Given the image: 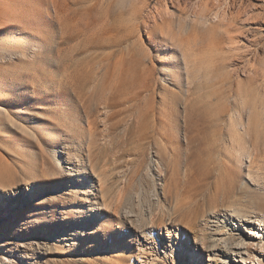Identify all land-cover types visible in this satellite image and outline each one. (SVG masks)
<instances>
[{"label": "rangeland", "instance_id": "1", "mask_svg": "<svg viewBox=\"0 0 264 264\" xmlns=\"http://www.w3.org/2000/svg\"><path fill=\"white\" fill-rule=\"evenodd\" d=\"M183 1L0 0V188L10 193L0 196V264H139V225L151 215L146 197L140 207L130 196L140 179L145 196L162 195V145L175 134L183 157L187 115L203 131L192 145L207 148L220 131L235 176L264 204V0L209 3L202 19L197 0L185 14ZM222 14L239 28L234 40ZM104 180L111 208H91L84 194ZM248 227L247 264H264Z\"/></svg>", "mask_w": 264, "mask_h": 264}, {"label": "bare ground", "instance_id": "2", "mask_svg": "<svg viewBox=\"0 0 264 264\" xmlns=\"http://www.w3.org/2000/svg\"><path fill=\"white\" fill-rule=\"evenodd\" d=\"M193 1L196 0H184L181 2L180 10L183 14L187 11L186 2ZM218 1L219 0H197L198 10L194 11V17H199L201 19L205 18L207 12L204 10H209V3L213 4ZM220 5L221 4H217V6ZM227 7H229V4ZM262 7H252L250 14L248 13L249 20H246L252 22L257 19L260 13L258 11L261 10ZM240 14L241 10H237L234 17H239ZM231 18V16L225 18L224 14H222L218 23L221 22L223 26L229 29L228 37L234 40L233 38H236L237 34H231V30H238L239 28L232 23ZM247 21H245V23H247ZM232 24H234L235 27ZM130 83L133 84V82L129 81L121 84L122 91H124L126 86ZM142 127L144 128L143 125ZM202 132V130H198L190 125L187 115L186 125L184 127L185 153L183 157L179 154L180 145L175 134L172 136L174 142L170 139H166L162 145L164 151H168L169 154L168 160L166 161V173L164 174L165 177L161 189L162 195H156L152 198L149 196V193L145 196L146 192L143 180L140 179L138 181V190L134 191L135 194L130 196L132 204L135 202L140 207L144 200H147V204H149L146 205L148 206L147 211H149L148 213L151 216L155 209L158 210L156 215L152 217L148 215V218H151L148 219L144 217L140 225L138 224L139 227L141 226L138 235L142 243L137 247V253L145 257L138 260L139 264H151V262H154L157 258L162 260V263L170 261L172 263L182 262L184 264H210V259L214 261V259H218L219 257L220 259L227 258L228 264H247L252 252L247 242L242 238L241 233H239L241 226L250 225L248 228L252 229L251 233L253 234L251 235L260 238V242H264V204L256 203L252 198L253 194H257L256 191L252 188L250 189L247 183L241 182L239 177H236L237 175L235 176L233 171L234 166L228 164V161L232 159L221 152L219 148L220 131L215 133L216 138L211 146L200 148L192 145L195 138ZM164 133H166V131H164ZM145 134L144 128V137ZM150 136L151 135H148L147 138ZM204 153H210V155L205 156L206 154ZM181 163L183 164L182 172ZM159 164L160 161L158 159L156 166ZM167 175L168 180L165 181ZM104 182L105 180L102 182L103 184L98 185V189L94 191L88 186L83 199L86 202H92L93 206L91 208L95 207L101 210L99 207L102 206L107 210V207L110 206L111 201L108 200L110 197V189L107 185L109 182L106 184ZM132 182L133 177L130 176L126 180L124 187L121 186L122 188L117 190V192L119 191L121 194L119 197L123 199L124 193H126L125 191H128V187L131 186ZM212 187L214 189L213 192L211 191ZM155 188L153 180V194L156 192ZM5 189L6 188H0V196L5 197L10 194ZM119 193L117 194L119 195ZM7 196L6 198H8ZM213 197L215 199L206 205L207 199H213ZM118 202H121V199H119ZM115 204L117 205V203ZM146 206L143 207L145 208ZM112 208L115 209L114 206ZM259 212H261L263 216L259 217L257 215ZM182 224L187 226L192 237L184 230ZM257 227H261L263 232L257 230ZM159 228L164 229L163 237L160 235L162 241L161 245H158L153 239V231ZM236 234L238 235L236 236ZM97 251L99 252L100 248H97ZM97 254L101 255L100 253ZM107 255L108 254H105L103 258L105 257L104 259H106ZM253 255L255 256L256 254L253 253ZM196 257H198V260H196ZM109 261L110 262L107 264H119V261L117 262L116 260L114 261L111 259Z\"/></svg>", "mask_w": 264, "mask_h": 264}]
</instances>
